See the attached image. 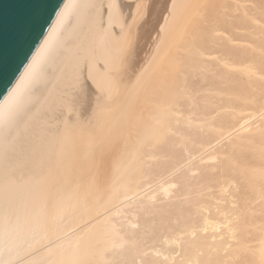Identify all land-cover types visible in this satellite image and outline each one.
Listing matches in <instances>:
<instances>
[{
  "label": "bare ground",
  "instance_id": "obj_1",
  "mask_svg": "<svg viewBox=\"0 0 264 264\" xmlns=\"http://www.w3.org/2000/svg\"><path fill=\"white\" fill-rule=\"evenodd\" d=\"M0 264H264V0H66L0 103Z\"/></svg>",
  "mask_w": 264,
  "mask_h": 264
},
{
  "label": "water",
  "instance_id": "obj_2",
  "mask_svg": "<svg viewBox=\"0 0 264 264\" xmlns=\"http://www.w3.org/2000/svg\"><path fill=\"white\" fill-rule=\"evenodd\" d=\"M66 0H0V103Z\"/></svg>",
  "mask_w": 264,
  "mask_h": 264
}]
</instances>
